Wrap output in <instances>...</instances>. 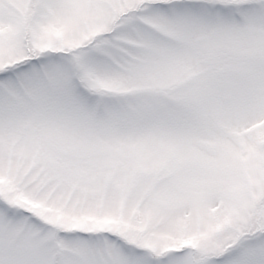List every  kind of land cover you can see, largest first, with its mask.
Returning a JSON list of instances; mask_svg holds the SVG:
<instances>
[{
    "label": "snow or ice",
    "instance_id": "6c2138e0",
    "mask_svg": "<svg viewBox=\"0 0 264 264\" xmlns=\"http://www.w3.org/2000/svg\"><path fill=\"white\" fill-rule=\"evenodd\" d=\"M0 264H264V0H0Z\"/></svg>",
    "mask_w": 264,
    "mask_h": 264
}]
</instances>
